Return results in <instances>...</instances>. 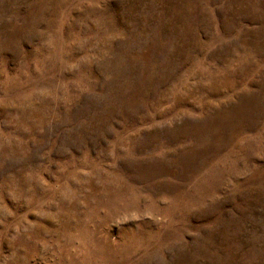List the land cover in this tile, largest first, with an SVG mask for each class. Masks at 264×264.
<instances>
[{
    "label": "rangeland",
    "instance_id": "rangeland-1",
    "mask_svg": "<svg viewBox=\"0 0 264 264\" xmlns=\"http://www.w3.org/2000/svg\"><path fill=\"white\" fill-rule=\"evenodd\" d=\"M0 264H264V0H0Z\"/></svg>",
    "mask_w": 264,
    "mask_h": 264
}]
</instances>
